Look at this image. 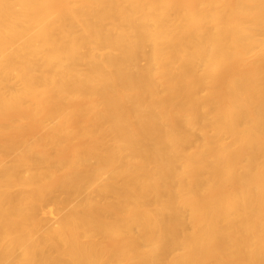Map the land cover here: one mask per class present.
Masks as SVG:
<instances>
[{
	"label": "bare ground",
	"instance_id": "bare-ground-1",
	"mask_svg": "<svg viewBox=\"0 0 264 264\" xmlns=\"http://www.w3.org/2000/svg\"><path fill=\"white\" fill-rule=\"evenodd\" d=\"M0 264H264V0H0Z\"/></svg>",
	"mask_w": 264,
	"mask_h": 264
},
{
	"label": "rangeland",
	"instance_id": "rangeland-1",
	"mask_svg": "<svg viewBox=\"0 0 264 264\" xmlns=\"http://www.w3.org/2000/svg\"><path fill=\"white\" fill-rule=\"evenodd\" d=\"M184 130V134H187V133H189L190 132V130L189 129H183ZM8 165H10V164H6V166H8ZM56 192H59V190L58 191H56ZM84 195V194H83ZM69 205H67L66 207H65V210L64 211H67L69 208ZM49 209H53V206H50V207H48Z\"/></svg>",
	"mask_w": 264,
	"mask_h": 264
}]
</instances>
